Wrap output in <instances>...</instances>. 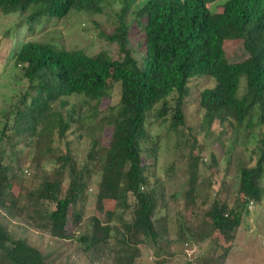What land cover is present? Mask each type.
Listing matches in <instances>:
<instances>
[{
	"label": "trees",
	"instance_id": "16d2710c",
	"mask_svg": "<svg viewBox=\"0 0 264 264\" xmlns=\"http://www.w3.org/2000/svg\"><path fill=\"white\" fill-rule=\"evenodd\" d=\"M103 1L0 0V15L18 17L5 35L11 34L7 62L20 68L28 83L4 113L0 149L14 138L25 140L39 152V159L44 155L42 146L51 149L55 135L63 141L74 124L82 130L87 119H97L110 91L120 86L119 102L108 106L95 126L102 132L109 129V141L103 145L92 134L82 164L67 144L66 152L53 158L57 168L27 187L19 178L22 167L7 164L0 155V211L75 248L90 264H137L144 249L167 240L170 231L164 188L152 186L146 162L147 155L158 149L148 131L149 114L159 106L156 123L169 115V130L185 134L190 84L207 77L215 84L199 91L202 129L211 133L218 125L227 140L226 135L234 133L232 150L255 146L251 165L237 159L234 177L241 203L232 205L226 190L230 187L226 184H233L228 172L232 154L220 192L210 203L212 185L201 170L203 149L196 139L186 142L185 206L193 214L200 206L210 207L198 225L180 224L178 237L215 243L219 234L221 252L208 263L226 264L248 206L264 201V0H229L216 13L209 6L217 0H148L138 12L145 18L143 67L132 54L131 32L124 22L105 37L117 44L118 60L107 52L90 57L83 51L27 40L42 22L61 21L74 12L101 13ZM125 3L124 15L136 0ZM233 42L239 50L228 49ZM74 96L85 98L82 106L70 103ZM84 108L90 116L84 115ZM223 161V156L212 154L208 169L220 170ZM92 186L95 213L86 222L81 204ZM223 192L228 196L221 198ZM73 263L66 252L42 253L0 223V264Z\"/></svg>",
	"mask_w": 264,
	"mask_h": 264
},
{
	"label": "rangeland",
	"instance_id": "374dc122",
	"mask_svg": "<svg viewBox=\"0 0 264 264\" xmlns=\"http://www.w3.org/2000/svg\"><path fill=\"white\" fill-rule=\"evenodd\" d=\"M147 1L136 0V3L124 15L122 13L126 4L125 0H104L101 13L74 12L61 21H53L49 24L46 21L42 22L41 27H38L36 33L30 35L27 40L51 43L57 48L67 51H83L90 57L107 52L110 57L118 60L120 54L117 44L110 43L105 37L113 34L120 23L124 22L131 32L129 43L132 54L139 62L140 67H143L144 61L142 60L146 56V36L142 28L145 25V18H139L138 12L139 6ZM227 1L229 0H217L209 6V9L212 13L219 12ZM17 21L18 17L16 15H0V129L3 122H5V111L12 106V102L14 104V101L18 100V97H15L14 100L13 97L17 96L21 91H26L28 85L22 79L21 69H13V63H8L6 59L11 46V34L7 37L5 35L14 27ZM228 49L236 51L240 49V45L237 42H233L228 45ZM5 65L8 67H5ZM16 78L19 80L16 81ZM214 84V81L207 77L195 79L190 84V96L186 99L184 105V113L186 115L185 134L181 132L177 136L169 130V115L156 123L155 115L160 109L159 106L149 114L148 131L154 143L158 144V149L156 153L151 152L147 155L146 162L151 172L152 186L157 184L159 188H164L165 201L168 203L167 216L170 231L167 240H163L158 245H151L145 248L144 255L137 264H209L208 259L221 252L220 245L223 241L222 236L219 234L215 237L217 239L215 243L210 241L198 243L194 239L182 241L178 237L180 224L187 227L198 225L202 221V215L210 207V204L206 207L200 206L199 212L197 210L196 214H193L185 206L184 194L187 190L186 158L189 150L186 142L190 143L196 139V144L203 149L204 164L201 165V170L202 175H205L203 177L206 182L212 185L210 203L213 200V195L220 192L225 180L224 173L230 154H232L233 161L228 172L233 184H226V186H230L226 188L230 195L228 196V192H223L221 198L228 196L232 205L235 202L241 203L240 198L236 197L237 178L234 177L238 157L244 163L251 165L250 157H252L251 152L254 149V144L251 143L246 151L242 147H236V150H232L236 146L234 133L227 134V140L222 135V129L218 125L212 127L211 133H206L201 127L202 120L198 113L199 91L212 88ZM110 95L111 98L101 105V114H99L97 119H87L83 124L82 130L78 128L77 124H74L63 141L60 140L58 135H55L51 149L47 146H42L40 152L44 153V155L42 154L39 159L38 156L40 154L38 155V151L35 152V150L27 146L25 140L17 138L8 142L6 148H1L0 155L5 156L7 164H11L14 167H22L19 171V178L27 187L31 186L42 176L45 177V175L51 174L57 168L53 158L59 156L61 152H66L67 144H70V149L75 158L82 164L89 151L92 134L99 136L103 145L109 141V129L102 132L97 130L95 126H99V120L103 117L107 107L116 105L119 102L120 86L115 85L113 90L110 91ZM69 101L71 104L82 106L85 98L83 96H74ZM169 101L171 103L172 97L169 98ZM84 111V115L90 116L88 108H84ZM89 129L91 130L89 131ZM10 133H7V135ZM190 145L188 146L190 147ZM212 154L217 158L223 156L224 161L220 170L208 169ZM172 166H174L173 170L171 169ZM37 167L40 170H37ZM91 189L92 191H88L89 198L81 204L86 222L95 213L94 186ZM15 192H19L18 187L15 188ZM0 223L7 227L13 235L27 239L31 246L42 253L66 252V255L70 256L74 262L73 264H90L88 259L83 254H79L75 248L60 244L49 235L36 230L21 220L8 218L1 211ZM73 228L71 226V229ZM226 264H264V201L261 204L255 203L248 206V212L243 216L242 224L237 231L236 239Z\"/></svg>",
	"mask_w": 264,
	"mask_h": 264
}]
</instances>
